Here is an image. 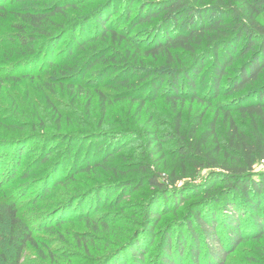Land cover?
<instances>
[{
  "label": "trees",
  "instance_id": "16d2710c",
  "mask_svg": "<svg viewBox=\"0 0 264 264\" xmlns=\"http://www.w3.org/2000/svg\"><path fill=\"white\" fill-rule=\"evenodd\" d=\"M137 1L134 11L128 5L125 13L115 14L113 0L92 9L83 0H0V88L43 80L37 85L43 102L37 104L29 94L23 99L12 96L13 116L8 115L28 120L12 128L21 131L37 117L45 132L46 122L40 116L48 112L57 114L55 131L61 132L60 106L67 102L79 109L82 100L90 119L88 124L68 119L66 126L76 128V133L39 134L42 145L36 162L46 165L39 176L19 175L17 181L28 180L17 186L9 180L23 154L22 138L0 140L20 144L0 156V170L8 173L3 177L7 181L0 180V264H22L27 248H37L35 232L76 222L86 225L74 236L76 245L87 252L83 264H226L241 243L264 238V171L254 170L264 160V21L260 20L264 0ZM68 12L76 14L69 18ZM132 12L135 16L130 19ZM125 14L128 21L123 25ZM141 25L142 36L135 37L132 30ZM63 38L66 43L56 52ZM2 100L8 102L0 93ZM158 102L167 108L169 121L156 122L144 132L165 167L152 170L149 164L131 161L126 170L105 172L111 161L130 155L124 147L114 149L117 140L131 133L122 130L127 124L109 121L110 108L120 107L122 120L130 124L133 118L141 120L147 105ZM33 104L35 113L26 114ZM93 108H99L97 130L89 113ZM3 114L0 126H6ZM233 114L246 123L245 128ZM85 138L102 143L83 155L79 151L67 167L72 142ZM55 139L70 142L65 149L60 143L48 148ZM97 170L103 171L107 182L73 187L76 191L66 196L54 191L70 181L74 186L78 175ZM202 171L206 172L198 182L179 183L200 177ZM134 172L139 176L129 177ZM136 179L151 189L142 217L135 222L139 227L109 241L108 248L94 256L90 245L105 240L102 231L111 228V221L89 217L104 202L101 197L87 205L81 200L104 189L131 188ZM10 183L11 189L5 187ZM35 186L27 203L23 198ZM49 194L64 197L51 210L23 220L27 204L34 206ZM72 210L74 215L67 216ZM166 214L174 219L155 231L152 222L157 224ZM156 232L160 241L155 258L145 261L146 243L141 247L140 240L152 243ZM124 251L131 260L119 262Z\"/></svg>",
  "mask_w": 264,
  "mask_h": 264
},
{
  "label": "rangeland",
  "instance_id": "374dc122",
  "mask_svg": "<svg viewBox=\"0 0 264 264\" xmlns=\"http://www.w3.org/2000/svg\"><path fill=\"white\" fill-rule=\"evenodd\" d=\"M105 0H83V3L89 7V9L95 8L101 3H103ZM153 1V0H151ZM154 1H159V0H154ZM209 0H203V2H208ZM128 5H131V9L134 11L136 7L138 6V1L137 0H113L111 10L114 9L115 14H121L125 13V9L128 7ZM69 18L73 17V14H76L75 12H68L67 13ZM8 19L10 18V15H8ZM135 16V13L132 12L129 16L130 19H132ZM67 19V18H66ZM74 19V18H73ZM264 21V19H260ZM123 25L127 24L126 20V14L122 18ZM145 26H137L132 30V33L135 35V37H140L142 36V29ZM66 43V38H63L61 42L57 45L56 47V52L59 51L65 45ZM57 54V53H56ZM6 83V82H5ZM4 83V84H5ZM43 80L38 82L37 80L33 82L26 81L24 84L21 85H12V84H7V87L4 86L3 88H0V93L3 94L5 98H7L8 102H4V100L0 101V106H2V111H0V115H4L3 113H6L5 116H1L3 118L2 122L6 123V126H0V130H2V133L0 134V140H13L16 137H21L22 142L21 147L20 144L15 145L10 144V143H3L0 144V156L4 153L9 154V151L11 149H17V148H22L23 149V154L20 158L19 166L15 170V174L10 175L12 176L11 180L9 182H14L16 183V186L19 185L20 183L25 182L26 180L30 179L32 175H38L39 176V171L44 168L46 164H38L37 157L38 153L41 149L42 143L40 142V136L39 134L43 135H49L51 133H76V128L73 126H66V123L68 122V119L75 121V122H81L88 124L90 122V119H88L83 103H85L84 100H82V105L81 108L76 109L71 107L67 102L66 106L65 104L60 106V111L62 113V119L64 123L63 125V130L61 132L55 131V128L58 127V124L56 122L57 114H49L48 112L45 113V115H41L42 119L46 122V130L45 132L42 130V124L40 123V118L34 117L33 122H31L29 127L23 128L21 131L12 128L13 125L19 124L22 125L24 124V121H28L27 118H24V116L16 121V119L12 120L10 118V115H12L9 110L13 109L11 107L12 105V96H16L19 98H24L25 94H29L31 99L37 100V104H39V101H42L41 94L39 93V90L37 89V85H42ZM37 98V99H36ZM220 100H230V97H224L220 96ZM17 101V100H16ZM28 103V101L26 102ZM148 110L146 112L142 113L141 120L139 122L137 121L136 118H133L131 120V123L128 124V122L122 120L124 118V112L121 110L120 107L113 106L110 108L109 111V116L107 118L109 121L112 123L114 121H121L123 124H127L128 127L126 128L122 127V130H125L126 133H131L130 135H126L125 138L117 140L115 144V148L117 147H124V150L126 153H129L130 155H124V157H120L118 159H115L111 161V164L107 167L105 172H110L112 168H116L118 170H126L127 169V164L131 163V161L137 162V163H144L146 165H150L152 170L160 169L159 166H161V169L165 167V160L162 158V156L158 152V148L155 146V144H150V138L147 133L144 131L149 130L150 128L153 127L154 123H162V122H168L169 121V116L167 112V108L165 105L162 103H157V105H147ZM7 109H6V108ZM195 105L193 104V109L191 113H194ZM29 108V109H28ZM26 114L30 113H35V110H32V108H35V105H31V108L28 107ZM73 108V109H72ZM4 109V110H3ZM97 109V110H96ZM99 108H93L89 111V113H92V117L94 118V130H97V121H98V115H99ZM203 109V108H202ZM42 111V110H41ZM39 111V114H41ZM213 112L208 113V116H206L205 120L208 119L209 115L211 116ZM234 117L236 118L237 122L242 126L246 127V123L243 120H240L238 115L233 114ZM13 116V115H12ZM66 118V119H65ZM82 123V122H81ZM80 123V124H81ZM78 124L79 128L81 129V125ZM54 127V128H53ZM67 127V128H65ZM84 127V125H83ZM121 128V127H120ZM138 130V131H137ZM125 133V132H124ZM217 133L219 134V139L223 137V130L221 128L218 129ZM19 135V136H17ZM34 135V137H32ZM37 135V136H35ZM139 137V138H138ZM67 142H70V140H63V139H55L51 142L47 143V147H55L57 143L61 144L60 148H66ZM102 143L101 140L97 138H91L90 140L88 139H78L74 140L72 142V152L70 155V160L67 163V167L71 165V161L73 160V157L77 153L80 152L81 155H83L87 150L91 149L94 151L96 147ZM9 149V151H8ZM60 150V149H59ZM168 152H166V155ZM6 156V155H5ZM134 160L131 158L135 157ZM171 164V161L168 162L167 164ZM159 167V168H158ZM137 168V167H135ZM255 172H260L264 171V162H258L255 167ZM27 172L28 179L20 180L17 181L18 176L21 175L22 173ZM206 171H202L200 174V177L194 179V178H187L185 180H182L179 183H184V182H198L200 178L205 174ZM0 180H3V177L7 176L8 173L6 170H0ZM9 175V177H11ZM104 175V177H102ZM111 175V174H108ZM139 176L138 173L134 172L129 175V177L137 178ZM8 177V178H9ZM77 183L73 186L74 181L68 182L67 185L64 186H59L54 189V191L58 192V194H62L64 196L73 194L76 189L75 188H89L91 185H96V184H101L107 181L105 178V174L103 173L102 170H97L96 173L90 174V175H78L77 176ZM7 181V179L3 180V182ZM96 183V184H95ZM6 185V184H4ZM13 183L7 184L5 187H8V189H11L13 187ZM37 186L33 187L30 192L23 198L24 201L28 203L29 200L33 197L32 194L33 192L36 191ZM75 187V188H73ZM139 187V188H138ZM35 189V190H34ZM151 193V189L143 184L140 186V182L137 181V179L133 182L131 185V188H126L122 191H116L114 188L110 189H104L96 194H90L88 195L85 199L81 200L83 201V205L89 204L90 200L93 201L94 199L101 197L104 202L101 203L100 207H97L93 209L92 211L89 212V217L91 218L92 221L99 222L98 220H107L111 221L109 222L111 225V228L109 230H103L102 231V238H104V241H101L99 243L98 241H92L93 243L90 245V252L89 253H94V256H97L101 254V252L105 251L106 248H108V244L110 243L109 241H113L114 238L117 236H121L124 232H129L130 229L132 230L134 227H139L136 221H140L142 215L140 212L143 210L144 205L146 201L148 200L149 194ZM57 195V194H56ZM32 196V197H31ZM57 195L56 197H53L52 195H47L43 197L41 200L38 201V203L34 206H31V204H27L22 211L25 212L26 217H23V220L29 217L30 214L32 213H43L44 211L51 210L57 201L63 200ZM0 198H1V193H0ZM35 198V197H34ZM56 198V199H55ZM55 199V200H54ZM105 200L107 201L105 203ZM95 201V200H94ZM105 203V204H103ZM105 205V206H103ZM75 210L72 211H67L66 215H74ZM24 215V216H25ZM101 218V219H100ZM174 219V216L172 214H166L160 216L158 223L155 224V221L152 222L154 226L155 231L160 229L162 226H165V224L171 222ZM33 225L37 223L36 221H32ZM67 223V222H66ZM88 227V226H87ZM94 227L96 229L98 226L94 224ZM86 230V225L84 222H76L73 224H66L63 225L60 229L54 227V228H49L48 230H40L38 232H35L33 234L34 241L36 243V247L34 248L32 246H29L27 250L24 253V257L22 260V264H83L85 263L84 255L87 252H84L85 250H82L76 245L75 242V234L77 232H83ZM159 232V231H157ZM156 232V236L153 240L152 243L148 242L143 239L140 240V245L141 247L145 245V250L147 249L146 255H145V261H149L155 258L156 255V250H157V245L160 241V233ZM105 234L108 236L104 237ZM95 242V243H94ZM99 243V244H98ZM40 249V252L37 251V249ZM95 251V252H93ZM127 251L122 252L118 258L119 262L124 261L126 259V253ZM129 257L127 260L130 259V254H128ZM131 260V259H130ZM129 264V263H128ZM226 264H264V238H262L259 241H252V240H247L243 243H241L237 248L227 256L226 258Z\"/></svg>",
  "mask_w": 264,
  "mask_h": 264
},
{
  "label": "built area",
  "instance_id": "2783aa9c",
  "mask_svg": "<svg viewBox=\"0 0 264 264\" xmlns=\"http://www.w3.org/2000/svg\"><path fill=\"white\" fill-rule=\"evenodd\" d=\"M261 162H264V160H263V161H261Z\"/></svg>",
  "mask_w": 264,
  "mask_h": 264
}]
</instances>
